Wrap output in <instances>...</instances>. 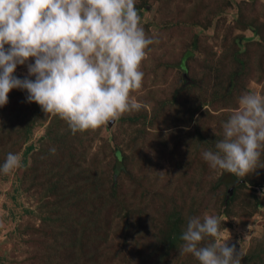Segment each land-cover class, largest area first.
<instances>
[{
    "label": "rangeland",
    "instance_id": "374dc122",
    "mask_svg": "<svg viewBox=\"0 0 264 264\" xmlns=\"http://www.w3.org/2000/svg\"><path fill=\"white\" fill-rule=\"evenodd\" d=\"M135 6L146 35L155 41L142 64V89L134 93L148 112L140 108L102 130L73 135L65 121L27 102L26 90H11L9 94L18 91L19 99L14 97L12 104L0 107L4 160L13 153L23 162L27 147L33 146L22 168L8 175L0 172V264H66L55 249L57 241L63 244L71 235L79 237L83 229L69 222L65 238L60 235L64 229L58 225L66 208L53 204V174L67 171L71 174L68 178H74L76 165L83 164L97 173L96 179L92 177L95 183H111L116 146L136 176L125 174L124 187L132 188L141 181L143 188H151L159 181L160 192L166 188L167 194L175 196L176 206L168 201L173 200L171 195L161 201L152 194L141 216L129 214L128 219L117 206L112 210L108 207L113 211L108 213L113 220L111 236L100 248L92 243L87 246L95 251L89 250L94 259L90 264H199L191 254L180 255L179 249L171 250L166 260H158L159 254L168 251L160 242L170 233L168 209L185 217L181 232L190 217L218 216L224 240L243 255L241 264H264V255H259L264 254V207L251 210L257 199H264L260 195L264 168L244 180L211 169L202 157L205 150L215 151L216 141L223 138L222 124L238 109L234 106L238 95L250 92L264 96V40L260 42L252 24L264 26V0H136ZM242 9L249 11L252 20L247 27L236 22ZM186 52L190 55L184 59ZM243 59L248 63V74L237 78L232 93L228 76ZM29 62L34 63V59ZM14 75L28 77L27 65H18ZM227 96L233 105L226 106ZM191 108L198 112L191 113ZM207 141L209 146H205ZM91 163H97L98 168ZM260 163L264 164L263 159ZM110 193L104 190L107 200ZM102 202L93 199L91 205ZM126 235H130L128 241L123 239ZM210 242L211 237L203 241ZM124 251L130 254H118H126ZM74 263L87 261L78 256Z\"/></svg>",
    "mask_w": 264,
    "mask_h": 264
},
{
    "label": "clouds",
    "instance_id": "9594fccd",
    "mask_svg": "<svg viewBox=\"0 0 264 264\" xmlns=\"http://www.w3.org/2000/svg\"><path fill=\"white\" fill-rule=\"evenodd\" d=\"M135 4L0 0V107L11 90H26L27 102L65 121L73 135L102 130L139 111L134 93L142 89V64L155 41L146 35ZM18 65H27L28 77L35 79L16 77ZM238 103L222 124L216 150H205L202 157L211 169L245 178L264 168V96L245 93ZM22 167L21 156L8 153L0 172ZM260 195L264 198V191ZM206 237L212 242L204 244ZM180 239L179 254H191L199 264H241L243 255L224 240L218 216L190 217Z\"/></svg>",
    "mask_w": 264,
    "mask_h": 264
},
{
    "label": "trees",
    "instance_id": "16d2710c",
    "mask_svg": "<svg viewBox=\"0 0 264 264\" xmlns=\"http://www.w3.org/2000/svg\"><path fill=\"white\" fill-rule=\"evenodd\" d=\"M248 12L249 11H247V13ZM240 13L241 14L238 16L236 22H238L239 25L241 24V26L245 24L247 27L249 25L247 23L252 22V20L248 18L249 13L247 14L245 11H243V9L240 11ZM252 24L256 26L259 33L260 42H262L264 40V26L263 25L259 26V24L256 23H252ZM242 37L243 36H240L239 39H241ZM245 53L246 52H244V54ZM189 55L190 52H186V54L184 55V59H186L187 56ZM247 65H248L247 61L243 59L228 76L229 81L227 83H229L228 87L229 90L232 91V93L237 86V78L245 74H248L247 73L248 71L246 70ZM183 68H185V64L183 65ZM241 96L242 95H238V100ZM14 97H16V99H19L18 91L12 92L11 94L8 95L7 104H12L13 101L12 99ZM230 100L231 99L228 98L227 96L225 100L227 101L226 106L233 105ZM237 104L234 106L239 107L238 101ZM141 109H144V111L148 112L145 106L141 107ZM192 111L194 114L195 111L198 112V109L195 110L191 108L190 112L192 113ZM185 126H187V124ZM180 127L181 125L178 126V129H182ZM27 133L30 134V129L27 131ZM199 135L200 134H198V136ZM28 136L29 135H27L25 138L28 139ZM210 143H211L210 141H207L205 146H209ZM32 150H33L32 145L27 147L24 153L25 154L23 161L24 164H26L27 162V155ZM1 152L3 151L2 150L0 151V165H2L4 163L3 161H5L4 157L1 156ZM143 152L144 151H141L142 156H143ZM113 153H114V160H113V166L110 171L112 174L111 183L109 182L107 183L104 181L95 183L93 179L97 178V176H95L97 173L94 174L92 171H88L84 166H82L83 164L76 165V170H75L76 175L74 176V178L71 176L68 178V175L70 173L67 171H65L66 173L53 174L55 175V177H52L54 179V183H53V187L50 189L51 191L50 194L54 199L53 204L54 205L58 204L61 207L66 208L64 210V215L61 217V222L58 225L59 227H62L64 229L62 231L59 229L61 231L59 232L60 235H62V238H65L66 236L65 229L68 228L69 222L70 224L73 223L77 224L79 227H82L83 229L79 237L77 235H71L68 238V240L63 244H60V241H57L58 244H56L55 249L59 250L61 254L64 256V259L66 260V264H75L74 261L78 256L79 257L83 256L86 259L87 264H90L89 262H94V259L92 258V255L89 252L90 249H87V246L92 243L94 247L100 248L101 244L105 242L104 239L107 240L111 236L109 227L111 225V222H113V220H111L108 213H111V215L113 214V211H111L113 205L117 206V209L119 208V212H121L124 215H127L129 219V214H133L134 217L141 216L144 210L143 206L150 204V196L152 194L158 195L161 201H165L171 195V194L170 195L167 194L168 191H166V188L160 192L159 181L155 183L151 188H148L147 186L143 188V186L141 185L142 184L141 181L134 183V187L132 188L128 189L127 186L124 187V183L126 179L124 177L125 174L126 175L127 173L129 175L131 174L130 177L132 178H136V176L135 174H132L134 172L133 169H130L128 165L124 162L125 155L122 153V149L116 146L115 148H113ZM261 157H262L261 159H263L264 162V155H261ZM91 164H93L95 168H98L97 163H91ZM79 167L80 169H78ZM93 176L95 177L92 179ZM245 179L246 177L244 178V180ZM251 184H255V183L252 182ZM106 189L111 190L110 194H112V196L110 200H107L106 196H104L103 194L104 190ZM171 196L173 197V200H168V201H171L173 204L172 207H175L176 206L175 196L174 195ZM233 198L234 197H231V199ZM93 199H96V201L98 199L103 200V202L99 206L98 205L92 206L91 202ZM256 201L257 202L254 204V207L251 209L252 212L259 210L261 206L264 207V199L263 200L257 199ZM108 207L111 208V210ZM168 211L169 212L165 211V213L167 215V218H169L170 220L169 221L170 233L168 234V237L165 240H160V242H162L161 247L165 248V250L167 249L168 251L164 252L163 254H159L158 260H166L171 250L180 249L182 245L180 239L182 233L181 225L186 222L185 217L182 214H179L178 213L179 211L176 212L173 211L172 209H168ZM51 220L55 221V219L53 218ZM127 230L129 231L130 235H133L134 232L131 231V228L128 227ZM130 235L123 236V239L125 241H128V239H130ZM120 245L122 244L120 243ZM154 246L155 244L150 245V249ZM157 250H159V248ZM93 253H95V251H93ZM125 253L126 254L124 253H118V254L123 256H128L130 254V251ZM157 253L158 252H156L155 254ZM259 255H264V254H259ZM71 258L72 260L70 261L69 259Z\"/></svg>",
    "mask_w": 264,
    "mask_h": 264
}]
</instances>
